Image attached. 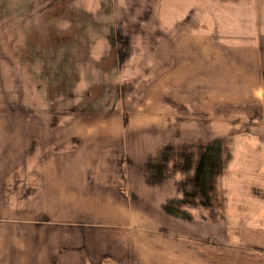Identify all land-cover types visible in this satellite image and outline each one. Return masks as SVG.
<instances>
[{
  "label": "crops",
  "instance_id": "1",
  "mask_svg": "<svg viewBox=\"0 0 264 264\" xmlns=\"http://www.w3.org/2000/svg\"><path fill=\"white\" fill-rule=\"evenodd\" d=\"M108 2L0 0V264H264V33L255 63L225 66L254 69L245 123L208 110L226 73L204 29L193 77L168 80L197 117L151 121L121 94ZM168 2L204 21L207 0Z\"/></svg>",
  "mask_w": 264,
  "mask_h": 264
},
{
  "label": "rangeland",
  "instance_id": "2",
  "mask_svg": "<svg viewBox=\"0 0 264 264\" xmlns=\"http://www.w3.org/2000/svg\"><path fill=\"white\" fill-rule=\"evenodd\" d=\"M257 1L207 0L205 6L193 4L189 6L191 13L200 11L204 19L199 22L193 18L191 21L183 18L182 5L170 3L168 0H109L104 11L114 15L113 27L116 28L114 32L117 35L112 32L111 38H122L117 46L121 51L123 64L117 71L121 79V94L124 99L129 97L128 102L134 103L129 106L131 115L136 112L134 107H137V110L140 107L141 112L152 114L151 121H155V117L189 115L184 112L192 108L195 112L190 114L191 119L197 117L198 106L202 104L198 99L195 100L199 92L196 91L195 94L191 92L190 96L193 99L184 101L180 98L183 85L174 86L176 89L173 94L168 80L172 78L173 70L176 75L180 74L177 75L179 78L193 77L195 70L184 66L192 62L191 60H198V53H194V47L198 46L199 38L194 34L199 29H204L207 33L206 58L222 60L224 62L222 76L223 72L226 73L224 74L226 82L223 86L210 85L211 82L207 86L208 110L218 106L220 110L222 109L223 114L220 115L223 116V122L244 121L245 123L248 117L240 108L242 99L248 93V84L244 79L245 76H250L248 72L254 69L225 66L234 67L240 62L251 65L256 62L259 55L257 31L261 28L264 33V0H259V14ZM220 30L223 31L220 32L222 41L228 43L218 46L220 36L215 37V35ZM228 30H235L233 38L224 33ZM112 41L115 42V39ZM192 54L195 55L194 58H191ZM214 71V69L207 70L208 80L220 78L221 70H217L216 78ZM192 88L197 90L198 85L195 84L191 90ZM210 91L216 92L217 95L213 96V93L210 95ZM129 113L124 114L125 124L128 122ZM79 119L87 123H92V120L93 123H98L102 119L106 122L102 117ZM54 120L51 118L48 123H54Z\"/></svg>",
  "mask_w": 264,
  "mask_h": 264
}]
</instances>
